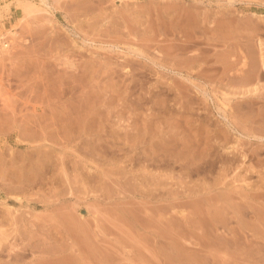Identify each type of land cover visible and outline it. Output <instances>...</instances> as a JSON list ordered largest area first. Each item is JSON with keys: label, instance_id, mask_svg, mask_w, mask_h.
<instances>
[{"label": "rangeland", "instance_id": "374dc122", "mask_svg": "<svg viewBox=\"0 0 264 264\" xmlns=\"http://www.w3.org/2000/svg\"><path fill=\"white\" fill-rule=\"evenodd\" d=\"M22 1L0 264H264V0Z\"/></svg>", "mask_w": 264, "mask_h": 264}, {"label": "bare ground", "instance_id": "6f19581e", "mask_svg": "<svg viewBox=\"0 0 264 264\" xmlns=\"http://www.w3.org/2000/svg\"><path fill=\"white\" fill-rule=\"evenodd\" d=\"M28 1H29V0L24 1L25 3L22 1V3L24 4V9H25L27 12H29L28 10H32V9H33V10H35V9L38 10V8L34 7L35 5H32V4H33L32 2L29 1V3H28ZM20 2H21V1H20ZM18 3H19V2H18ZM22 3H21V4H22ZM19 5H20V3H19ZM37 7H38V6H37ZM21 20H24V19H21ZM6 33H7V32H6ZM12 33H14V32H12ZM14 34H15V33H14ZM261 44H262V43H261ZM3 51H4V50H3ZM6 51H7V49H6ZM8 51L10 52V50H8ZM1 52H2V51H0V54H1ZM2 53H3V52H2ZM262 55H263V54H262ZM262 55H261V56H262ZM3 57H4V56H3ZM263 57H264V55H263ZM1 59H2V58H1ZM262 59H263V58H262ZM255 86H257V85H255ZM255 86H254V90L257 88V87L255 88ZM252 90H253V89H252ZM54 122H55V121H54ZM67 130H68V129H67ZM64 131H65V130H64ZM64 131H63V132H64ZM47 132H48V131H47ZM68 133H69V132H68ZM64 225H65V223H64ZM198 225H199V223H198ZM206 229H207V228H206ZM204 232H205V231H204ZM1 233H2V232H1ZM3 234H4V232H3ZM33 245H34V244H33ZM34 247H35V246H34ZM45 247H47V246H45ZM45 247H44V249H42L44 252H45V250H46ZM48 247H49V246H48ZM48 247H47V248H48ZM50 247H51V246H50ZM55 247H56V246H55ZM49 249H50V248H48V250H49ZM54 249H56V248H52V249H50V250H54ZM32 250H33V249H32ZM56 250H57V249H56ZM54 251H55V250H54ZM54 251H53V252H54ZM15 253H16V252H15ZM15 253H14V254H15ZM18 254H19V253H18ZM18 254L16 253V255H18ZM20 255H21V253H20ZM20 255H19V256H20ZM24 255H25V254H24ZM24 255H23V256H24ZM21 258H22V256H21ZM45 258H46V257H45ZM51 258H52V257H51ZM15 259H16V256H15ZM17 259H18V258H17ZM22 259H23V258H22ZM48 260H50V259H48ZM18 261H19V260H18ZM45 262H46V261H45ZM37 264H42V263H37Z\"/></svg>", "mask_w": 264, "mask_h": 264}, {"label": "built area", "instance_id": "2783aa9c", "mask_svg": "<svg viewBox=\"0 0 264 264\" xmlns=\"http://www.w3.org/2000/svg\"><path fill=\"white\" fill-rule=\"evenodd\" d=\"M12 36L9 34H0V51L6 50L11 46Z\"/></svg>", "mask_w": 264, "mask_h": 264}]
</instances>
